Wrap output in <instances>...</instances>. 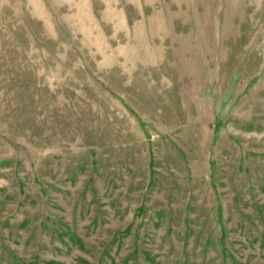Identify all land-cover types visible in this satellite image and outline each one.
<instances>
[{"label":"rangeland","instance_id":"rangeland-1","mask_svg":"<svg viewBox=\"0 0 264 264\" xmlns=\"http://www.w3.org/2000/svg\"><path fill=\"white\" fill-rule=\"evenodd\" d=\"M0 264H264V0H0Z\"/></svg>","mask_w":264,"mask_h":264}]
</instances>
